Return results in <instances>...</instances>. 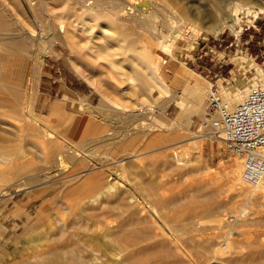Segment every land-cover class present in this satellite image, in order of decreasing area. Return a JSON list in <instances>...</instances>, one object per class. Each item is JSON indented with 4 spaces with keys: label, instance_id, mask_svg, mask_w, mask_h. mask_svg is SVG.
Masks as SVG:
<instances>
[{
    "label": "rangeland",
    "instance_id": "1",
    "mask_svg": "<svg viewBox=\"0 0 264 264\" xmlns=\"http://www.w3.org/2000/svg\"><path fill=\"white\" fill-rule=\"evenodd\" d=\"M120 1L127 5L135 2ZM148 1L154 6V14L150 17L151 24L156 28L153 34L127 21L130 18L127 16L133 12L128 9L130 6H126L127 13L113 25L112 19H105L109 16L107 11H103V16L91 24L94 23L96 32L98 28L105 30L103 35H98L97 41L107 46L113 44L107 43L109 36L119 35L117 28L131 30L132 38H135L132 47L137 50L147 48L152 51L148 52L152 56L149 60L162 65L160 78L166 84L168 94L156 86L151 88L152 92L130 93L132 86L127 74L110 65L108 60L86 54L85 37L89 32H83L84 26L78 24L77 17H66L65 13L70 9L68 2L46 0L45 8L50 10L52 19L55 17L57 20L54 34L60 29L65 31V40L51 33L53 40L48 41L50 35L40 29L35 19L31 20L32 14L24 1H8L9 5L17 7L15 10L10 5L16 17L22 22H29L26 24L28 28L36 23L31 30L37 29L34 34L39 38V49L44 55L38 101L33 106L39 121L33 124L34 129L30 131L23 130V122L18 121L15 124L22 130L20 134L0 136V155L10 159L0 163V264H43V257L47 259L46 264H67L61 256L48 257V245L74 249L86 264L110 262L113 258H108V255L114 251L108 249L104 230L117 229L123 233L122 236L129 237L133 236L134 227L139 222L149 226L151 237L129 249H136L137 256L144 259L149 251L139 250L163 238L166 239L163 249L175 247L179 238H189L188 245L192 248L198 246L199 249L202 245L209 248L203 257H192L186 263L183 262L184 257L179 260V256L174 255L170 260L174 264H222L221 259L235 257L240 255L238 250L244 253L261 243L264 237V223L261 221L264 219L263 207L251 208L249 204L252 200L247 202V196L229 183L228 172L236 166L239 158L222 141L211 143L207 138L197 137L201 116H184L182 108L190 100L188 89L193 83L200 82L205 87V104L209 83L229 89L258 82L261 76L242 67V64L252 59L264 73V10L250 7L251 11L258 12L254 20L237 13L241 20L234 25L237 32L224 26L218 33L211 34L203 33L204 24L198 18L194 20L195 30L184 28L182 20L191 22V13L196 9L199 14L202 5L214 10L215 0ZM238 1L243 3L248 0ZM260 2L264 6V0ZM134 15L141 14L136 12ZM22 17L26 19L23 21ZM102 17L104 19L101 20ZM246 19L249 20L247 24L244 23ZM178 20L181 21L178 23ZM41 33L44 35L41 36ZM119 38L123 39L122 36ZM120 40L113 45L110 57L120 58L116 46L127 47L129 39ZM160 42L165 44V50ZM151 83L154 82L151 80ZM15 104H20V99ZM128 110H134L137 115H131ZM147 123L152 128L140 129L133 136L131 128ZM175 124L180 125L177 135L173 134ZM6 145L15 149L6 150ZM66 146L87 148L86 151L94 156L105 157V161L91 172L97 175L103 190L97 200L89 201L84 193L78 191V180L72 175L82 172L81 176H84V168L73 169L71 165L59 177H53L44 185L21 189L25 186L20 187V183L24 185L30 175L38 172L43 177L47 172L54 171L56 153H64ZM121 157L120 162H115ZM240 186L246 188L244 184ZM211 190L216 191V197L226 203V208L216 212V215L197 214L191 217L188 195L204 200ZM119 195L123 196V200L117 204L115 199ZM161 197L176 199L167 200L163 207L159 205L156 212L155 201ZM176 200L179 202L172 205ZM101 202H112L117 207H112L106 216L100 218L104 222L93 226L85 219V212L103 206ZM115 213L120 217H116ZM164 216L182 217L163 227ZM218 217L223 218L221 225L214 221ZM128 220L131 225L116 227L119 221ZM233 224L236 225L230 231L235 249L229 253L223 237ZM79 244L83 246L80 248ZM219 250L225 253L221 255ZM260 256L264 258V250Z\"/></svg>",
    "mask_w": 264,
    "mask_h": 264
},
{
    "label": "bare ground",
    "instance_id": "2",
    "mask_svg": "<svg viewBox=\"0 0 264 264\" xmlns=\"http://www.w3.org/2000/svg\"><path fill=\"white\" fill-rule=\"evenodd\" d=\"M8 1L0 0V108H2V110H0V136L20 134L22 130L19 127H17L15 124L18 121L23 122L22 128L23 130L26 131L33 130L34 129L33 124L39 121L38 116L34 114L33 106L35 102L38 101V92L40 90L39 86H41L40 85V78L42 73L41 67H42V61L44 55L42 51H40L39 49L40 47L39 38L34 34L37 31V29L35 31H33L34 29L31 30V27L35 26L36 23L33 24V26L29 25L30 27L28 28L26 24H29V22L27 21L28 23H25L24 20L26 18L24 17H22L24 18L23 19L24 22L21 21L22 19L21 20L18 19V17H16V14H14L13 12L14 10L13 8L17 10L16 9L17 7L16 6L13 7V4L12 5L10 4L11 7H13L11 8L10 5L8 4ZM23 1L26 4V6L29 7L28 10H30L29 13L31 12L30 15L32 14L33 18L31 20L35 19L36 22L40 24L39 25L40 29H42V31H45V33H47V35H50L51 37V33L54 34L56 32L55 30H57V24H56L57 20L55 21V17H54L53 18L54 21H53L52 17L49 15L50 10H47L46 9L47 7L45 8L46 0H23ZM62 1L68 2L70 5V9L68 10L67 13H65L66 17L69 19L71 17H77L76 20L78 21V24L81 25L82 23V25L84 26V28L82 26V28L84 29V31L83 29L82 31L89 32L88 37L87 38L85 37L87 41L84 50L85 52H88L86 54H90L91 56H94L96 57V59L98 58L99 60H105V61L108 60L110 62V65H112L113 67L116 66L119 67L123 73L127 74L128 81L131 83L132 86L130 93L133 92L134 94H138V92H146L147 90L148 91L150 90L149 92H152L153 90H151V88H154V86H156L155 88L158 87L167 94L169 93L166 84L162 82L160 78L162 65L157 61L152 62L149 60V56H151L150 55L151 53L148 52H152V51L150 50L148 51L147 48H142L137 50L136 48H134V46L132 47V43L135 40V38H132L133 34L131 30L128 31L126 28H124L123 30L121 28H117L119 35L109 36L107 38V43L110 42L113 44L107 46L106 44L99 43L97 41L98 35L102 34L105 30L98 28L96 32L94 31L95 29V26L93 25L94 23L91 24V22H93L95 19H97L101 15L103 16V11H107L109 18L107 17L105 19H112L113 20L112 25H113L115 21H120V19H122V17L127 13L125 10L129 9L130 11L133 12L131 16L126 15L127 17H130L129 19H127V21L132 23V25H135L137 28L142 29L146 33L153 34V30L155 31L156 28L151 24L150 17L154 14V8H153L154 6L152 7V4L148 0H135V2L132 1L134 3L130 5L129 4L127 5V3L125 4L120 0H62ZM215 2H216V7H214L215 8L214 10H211L208 7L202 5L201 7H199L200 8L199 14H197L196 13L197 10L194 9L196 12L191 13V15L193 16L191 22L189 20L184 22V20H182L183 19L182 17L181 19L183 23V24L181 23L182 26H184V28L195 30L193 29V27L194 28L196 27V23L194 22V20L198 18L204 24L203 33L216 34L220 30H222L224 26H228L234 32H237L234 30V25L241 21L240 18L237 17V13H241L242 15L246 16V18L248 19L250 18L251 20H254L258 16V12L251 11L250 7H257L260 9V11L264 10V6L260 2V0H248L247 2H243V3L238 0H215ZM9 3H11V1ZM126 6L128 7L130 6V7L129 8L127 7L128 9H125ZM136 12L140 13L142 16L134 15ZM18 14L19 17H21L19 12ZM102 19H104V17H102L101 20ZM248 19L244 20L245 24L248 23L249 21ZM181 20H178L177 22L179 23V21ZM71 22L74 21L72 20ZM103 22L105 21L103 20ZM64 24L67 23L65 22ZM170 24L171 25L174 24L172 20ZM96 26L98 27V25ZM179 26L176 27L180 28ZM62 27L64 26H61V28ZM157 33H160V31ZM42 35H44V33H41V36ZM54 35L55 36L58 35L59 38L61 37L64 39L65 31L60 29ZM120 36L123 37V39L121 40L129 39V42L127 47L123 49L119 45L116 46L119 52L121 51L120 53L118 52L120 58L116 59L115 57H110L109 52L114 48L113 45L119 42ZM50 37L49 39L46 37L45 38L48 39V41H51L50 39H52V37L51 38ZM41 38L42 41L43 37ZM63 39L60 40L62 41ZM64 40L62 42H64ZM160 46L162 47L163 50H165V44L160 42ZM242 67L247 68L249 70H254L255 74L257 75L259 74L261 78L258 80L257 83L247 87H230L229 89H226V87H222L221 85H219L223 90L224 97L230 100L234 104L240 102L250 90L259 86L264 87L263 70L258 65H256L252 61V59L249 61H244ZM151 80L154 83H151ZM211 85L212 84L209 83V88L211 87ZM204 88L205 87L200 82L193 83L191 84V86H189L188 90L190 94V100L187 103V105L182 108L184 112V116L191 117L192 115H199L201 116L202 119L205 117L206 101L204 104V100H205ZM18 99H20V104L16 105L15 103L18 101ZM137 112H139V110ZM130 114L135 116L137 115L134 112V110H132ZM189 122L191 123V120H189ZM136 127L137 128H131V132L133 136L136 135L140 131V129H144L145 127L152 128L150 123H147L145 126L140 125V127L138 126ZM179 129H180V125L175 124V129H173L174 130L173 134L174 135L179 134L180 133ZM207 129L210 131L209 132L201 131L198 133L197 137L205 138V139L207 138L211 140V143L213 142L221 143V141L223 142V134L220 130L211 129V128H207ZM108 139H112V138H108ZM99 141H102V139H99ZM114 145H116L115 142ZM186 146H188V144H186ZM13 148L14 147L11 145H6V150L11 151L13 150ZM65 149H66L64 150L65 154L62 153L63 151H59V152L57 151L56 165H54L55 168L54 171L47 172L43 177H41L38 172L30 175L28 181L25 182L24 185L20 183V187L25 186L21 189H32L36 186L44 185L52 181L53 177L55 176L59 177L65 170H67L66 167L68 165H71L73 169L84 168V170H82L83 172H85L84 176H81L82 172H76L72 175L73 178H76L78 180V185H77L78 191L84 193V196L87 197L89 201L97 200L98 196L103 193V190H102V186L99 184V181L97 180V175L91 172L92 170L98 168L101 162L105 161V157L104 156L96 157L93 155L92 152L89 151L87 152L86 151L87 148L83 149L79 146H71V147L66 146ZM2 155H0L1 164L10 161V159H7V157L9 158V156L5 158ZM122 159L123 157H121L119 160H116L115 162H120ZM242 162H243L242 159L239 158L238 161L236 162V166L229 170L228 178H229L230 186L232 188H237L239 192L244 193L247 196L246 198L247 202L252 200L251 203L249 204L251 208L263 207L264 209V181L261 182L257 187H249L245 184L244 185L246 186V188H242V186H240L241 184H243L240 176L243 166ZM27 163H29V161ZM198 190L199 187H197V191ZM215 193H216L215 190H211L208 196L204 200H197L195 196L188 195L187 205L191 207L190 211L192 212L190 216L193 217L197 214L211 215L225 209L226 203L220 201L216 197ZM175 199L176 198H170L167 200L171 202L172 200ZM115 200H116L115 202L119 204L120 201L123 200V196L119 195ZM167 200H165L162 197L159 200H156L155 204L157 206V210L155 208L153 209V211L156 210V212H158L159 205H161L162 207L165 206V204H167L168 202ZM178 202L179 201L176 200L172 203V205L177 204ZM101 204H103V206L100 205L97 209H95V211L89 209L88 211L85 212V219L89 221L93 226L104 222L101 221L100 218L106 216V213L112 207H117L112 202H109V204H106L105 202H101ZM152 207H155V205H152ZM114 215L116 217H120V215L118 216L117 213H115ZM181 217L169 218L168 216H164V221L163 223H161V225H163L164 227L172 220L176 221ZM222 220H223L222 217H218L214 219L217 225H221ZM107 221L108 220H106L105 222L107 223ZM261 221L264 223V219H262ZM131 224L132 222L130 220H128L127 222L119 221L116 227L122 228ZM234 225L236 224H233V226L229 228V232L224 233V237H223V240H225V244H226L223 245H225V247H228L229 253H232L235 249L234 244L231 240V236H232L231 231L235 227ZM134 229H135L134 231L135 233L133 234V236H129V237L127 235L122 236L123 233H120V231H118L117 229L104 230V236L107 237L108 249H111V251L114 252H111V254L108 255V258L111 257L113 258L112 261L103 262L101 264H174L170 262V260L173 259L172 257H174V255H176V257L179 256L178 257L179 260H182V258L184 257L185 260H183V262L186 263L192 260V257L193 258L200 256L203 257L206 253L209 252V248L203 245L199 247V249L197 248L198 246L196 248L195 247L192 248L190 245H188L189 238H183V239L179 238L176 241L175 247L173 248L167 247L168 249L167 248L163 249L164 247L163 245L166 244L165 243L166 239L163 238L162 240L152 242L151 245L149 243L143 246L141 248L142 250H139V251H143L144 249H146L149 251V255L144 259L137 256L136 249H129V247L132 246L135 248L140 242L149 240L151 237L150 228L149 226H146L145 224L139 222L136 224V227H134ZM166 230L167 229L164 228L163 231L166 232ZM55 239L57 240V236ZM82 246L79 244L80 248ZM47 247L48 248H46L47 250L46 255L48 257L61 256L66 260L67 264H86L85 261L82 260L79 255H77L74 249L73 250L68 249L64 246L48 245ZM262 250H264V237L261 239V243L259 244V246H252L244 253L238 250L237 253H239L240 255H237L235 257H228V258L225 257L224 260L221 259V262L222 264H264V258H261L260 256ZM219 253L223 255L225 252L223 250H219ZM43 258H42L43 260L42 263L46 264L45 262L47 259L46 258L43 259ZM183 262H179V263H183Z\"/></svg>",
    "mask_w": 264,
    "mask_h": 264
},
{
    "label": "built area",
    "instance_id": "3",
    "mask_svg": "<svg viewBox=\"0 0 264 264\" xmlns=\"http://www.w3.org/2000/svg\"><path fill=\"white\" fill-rule=\"evenodd\" d=\"M205 114L198 131L220 130L225 147L243 161L241 181L257 187L264 181V87L250 90L234 104L213 83L207 93Z\"/></svg>",
    "mask_w": 264,
    "mask_h": 264
}]
</instances>
